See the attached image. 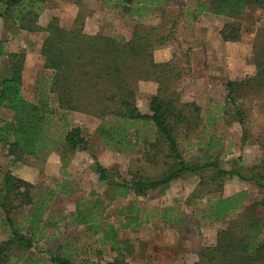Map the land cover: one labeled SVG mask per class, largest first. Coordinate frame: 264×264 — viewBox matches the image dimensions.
I'll list each match as a JSON object with an SVG mask.
<instances>
[{
  "label": "trees",
  "instance_id": "obj_1",
  "mask_svg": "<svg viewBox=\"0 0 264 264\" xmlns=\"http://www.w3.org/2000/svg\"><path fill=\"white\" fill-rule=\"evenodd\" d=\"M45 1L0 0V18L11 21L21 30L45 33L39 51L43 68L49 70L39 81L35 100L26 99L22 94L24 53L8 51L6 40L0 39V107L12 113L9 119H0V144L6 146L10 154L18 156H36L56 147L71 152L88 151V141L79 127L68 128L67 124L61 130L55 127L54 117L58 111L76 110L100 118L110 116V129L103 131L102 136L110 147L124 150L131 149L138 141L137 136L132 141L130 128L137 122L149 124L155 131L154 139L148 142L150 148L164 152L160 172L150 177L126 178L94 159L92 169L98 179L105 182L108 192L84 208L78 204L73 222L98 233L96 251L106 250L113 256L103 263L90 264H129L123 257L125 248L118 240L117 230L138 228L156 213L150 210L141 219L142 209L127 205L115 225L104 215L108 201L145 195L155 189L163 192L172 180L188 174L199 177L189 203L202 197L204 189L220 192V180L226 176L250 182L261 192V196L247 204V190L226 196L215 192L213 198L207 200L201 216L208 221L226 220V223L216 231L213 243L198 247L196 258L190 264H264V215L258 213L259 209L264 212V117L256 139L261 149L260 160L250 166L236 159L229 160L230 167L223 168L220 138L209 134L203 139L200 134L217 118L212 116L204 121L201 106L193 101L181 102L177 92L176 86L185 72L189 55L183 54L184 61H155L153 50L166 37L158 32V26L148 30L137 26L129 38L88 34L77 20L72 27L65 28L55 16L41 26L38 18ZM74 2L77 4L79 0ZM103 2L139 17L151 10L147 0ZM197 8L196 14L188 8L186 17L195 18L210 12L236 19L249 8H256L264 15V0H202ZM175 25L174 22L172 27ZM171 32L168 30L166 35H173ZM220 35L224 41L238 40L239 24L224 23ZM138 80L157 83L156 93L149 99L148 113H141L134 104L133 85ZM224 88V104L216 109V114L222 110L227 120L235 119L242 125L248 115L244 100L252 94L264 96V55L256 60L252 75L229 79ZM180 141L199 147V158H185ZM0 183V225L8 230V237L0 241V264H78L49 249H40V256L33 254L36 243L46 236L40 197L32 192V183L13 175L10 170L3 174ZM22 213H25L23 227L17 221ZM161 217L170 218L168 214Z\"/></svg>",
  "mask_w": 264,
  "mask_h": 264
},
{
  "label": "rangeland",
  "instance_id": "obj_2",
  "mask_svg": "<svg viewBox=\"0 0 264 264\" xmlns=\"http://www.w3.org/2000/svg\"><path fill=\"white\" fill-rule=\"evenodd\" d=\"M74 1L46 0L38 23L44 26L55 16L65 28L72 27L77 20L88 34L105 33L125 38H129L137 26L144 30L158 26V32L166 37L156 44L154 60L184 61L183 54L189 55L185 72L176 86L177 92L181 102L193 101L201 106L204 121L212 116L217 118L200 134L203 139L209 134L220 138L223 144L220 165L228 168L229 160L236 159L238 163L250 166L260 160L261 149L256 139L263 126L264 96L252 94L244 100L248 115L242 125L235 119L227 120L222 110L216 114V109L224 104L225 81L252 75L256 60L264 55V15L258 9L249 8L236 19L210 12L193 18L191 15L186 17L187 10L192 9L196 14L202 0H147L151 10L139 17L103 0H79L77 4ZM78 14L80 17L76 18ZM174 22L175 28L172 27ZM226 22L239 24L238 40H222L220 30ZM168 30L174 34L166 35ZM44 36V32L21 30L11 21L0 18V39L6 40L7 50L24 53L22 94L28 100H35L40 79L49 74V70L43 68L39 51ZM133 90L136 108L141 113H148L149 99L156 93L157 83L138 80ZM11 114L0 107V119H9ZM111 121L110 116L100 118L76 110L56 113L54 123L58 130L66 124L68 128L81 129L82 136L88 141L85 152L56 147L36 156H18L10 154L8 148L0 144V182L3 174L10 170L13 175L32 183V192L40 197L46 236L36 243L33 252L36 256H40L42 248L66 255L78 264L103 263L113 256L106 250L96 251L98 233L73 222L78 204L84 208L108 192L105 182L100 181L92 169L94 159L126 178L150 177L160 172L164 152L151 149L148 143L154 139V129L149 124L137 122L130 128V134L132 141L135 136L138 141L131 149L124 150L110 147L102 136L103 131L110 129ZM180 149L189 159H197L201 154L199 147L188 146L184 141H180ZM220 181V192L204 189L203 196L195 198L193 203H189V196L199 182V177L193 174L172 180L163 192L155 189L145 195L116 197L108 201L104 215L115 225L127 205L141 208V219L146 212L156 210L140 227L117 230L118 240L125 248L122 251L125 261L129 264H190L196 258L198 247L213 243L216 231L226 223V220L208 221L201 216L207 200H211L215 192L226 196L247 190L246 204L261 196L252 183L236 176H226ZM258 213L264 215L262 209ZM24 214L17 216L21 227L25 226ZM162 214H168L170 218H162ZM7 237V228L0 225V241Z\"/></svg>",
  "mask_w": 264,
  "mask_h": 264
}]
</instances>
